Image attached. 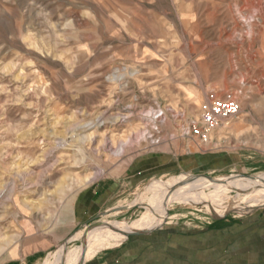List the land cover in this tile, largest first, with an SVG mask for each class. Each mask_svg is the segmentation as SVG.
I'll return each mask as SVG.
<instances>
[{
  "label": "rangeland",
  "instance_id": "1",
  "mask_svg": "<svg viewBox=\"0 0 264 264\" xmlns=\"http://www.w3.org/2000/svg\"><path fill=\"white\" fill-rule=\"evenodd\" d=\"M228 98L240 113L211 141L184 135L205 104ZM98 117L105 124L99 132L115 139L103 157L87 138L77 140ZM136 126L147 130L136 135ZM156 156L175 166L129 185L133 168ZM97 169L91 182L73 179ZM178 175L195 180L173 181L161 193L192 187L204 195L225 179L264 189V0H0V263L44 249L45 264L58 247L50 248L49 233L60 212L94 181L124 186L113 215L80 229L96 239L141 218L148 202L132 201ZM219 196L213 206L159 204L137 232L161 226L155 237H174V227L198 231L224 210L225 219L237 220L264 205L240 191ZM86 240L53 253L54 264H67ZM173 240H143L138 250L184 251Z\"/></svg>",
  "mask_w": 264,
  "mask_h": 264
},
{
  "label": "crops",
  "instance_id": "2",
  "mask_svg": "<svg viewBox=\"0 0 264 264\" xmlns=\"http://www.w3.org/2000/svg\"><path fill=\"white\" fill-rule=\"evenodd\" d=\"M169 165L175 166V163L158 156L146 159L133 168V176L128 179L129 185H132L133 178L141 180L146 174L156 173L157 169ZM123 189L124 186L119 182L102 179L94 181L79 193L71 202V208L60 212L53 232L49 233L50 248L68 240L69 243L73 242V235L80 231L81 226L94 219L95 215L107 212L99 221L113 215ZM162 230L163 227H160L143 236L128 237L123 243L105 249L83 260L81 264H264V206L253 209L237 220H215L211 226L189 233L174 227V237H155ZM170 239H176L171 241L173 245L183 244L184 251L148 256L139 253L138 248L143 240L159 245L167 240L170 242ZM192 243L199 244V247L192 246ZM46 252L44 249H36L26 255L2 260L0 264H38ZM11 255L14 256L15 252Z\"/></svg>",
  "mask_w": 264,
  "mask_h": 264
},
{
  "label": "bare ground",
  "instance_id": "3",
  "mask_svg": "<svg viewBox=\"0 0 264 264\" xmlns=\"http://www.w3.org/2000/svg\"><path fill=\"white\" fill-rule=\"evenodd\" d=\"M155 114H156V112L149 111L150 117L155 116ZM129 117H130L129 114H124V115L120 116L119 119H121L124 122V120H127ZM116 118L117 117L113 118L112 121L116 120ZM104 126H105L104 121L102 120V118L98 117V118L92 120V122L87 123L86 125H84L82 127L85 131L91 130L92 131L91 133H88V134L83 133V134H86L85 136H81L80 134L77 135V140L84 141V139L87 138L89 140L90 150L92 152L94 151L96 153V155H99L102 157L104 156L103 154L107 148L115 145V139L113 138L114 136H112L110 132H107V131L102 132V133L99 132L101 130V128H104ZM136 127H138V126H136ZM146 130L147 129L145 126H139L136 130V135L140 136V135H142V133H145ZM127 144H128V142L126 140L122 141L120 143L119 148L115 149V151H114L115 155L120 156L122 150L125 148V146ZM99 173H101V171H99L97 169L94 174H87L81 178L79 173L74 174V172H73V179L76 181L80 180L83 183H88V182H91L92 179H94V175H97ZM177 180L194 181L195 179L189 175L188 176L187 175H178V176H175L172 179L168 180L167 182H165L163 184V186L160 188V190L157 192L152 191V190L151 191L147 190V191L143 192L142 195L138 196V198L133 200L132 202L147 201L148 202L147 206H146L147 211L142 214L141 218L134 221L131 225L127 226V228H125L123 231H121L117 234H113L111 237H109V236L108 237H98L96 239L91 237L90 235L84 234V232H82V230L76 232L73 235V237L71 238L72 241L80 240L81 238L86 237L88 242L83 244V246H81V248L76 249L75 252L70 251V253H69L70 255L69 254L66 255L67 264H81L82 259L84 257H86L87 255L92 256L94 254L93 252L96 251L97 249L111 248L113 245H117L118 243L127 239V234H129V233L147 232L146 230H143L140 232H137V231L141 230L143 228V226H145L146 224H148L150 222V220L152 218L151 217L152 211L156 207H158L159 204H162L164 202H165L164 206L173 204L174 202L186 203V204H189V203H191V204L206 203L209 206H213L215 204H220L218 197H220L219 195L221 193L228 192L229 190H232L235 192L240 191L247 196H251V197L253 196V198H255V201L257 202V204L264 203V189L249 190L247 188H244V186H243L244 182H242L240 179L239 180L242 183L234 182L231 179H225L222 182V184L220 185V187L216 188L213 192L207 193L204 195H197L195 193L197 189L195 190L192 187H189L187 189L178 188L174 192V194L170 195V196L165 195L164 193H161L166 187L169 186V184H172L173 181H177ZM24 206H26V204ZM136 206H138V205H136ZM117 210L118 209L116 208L115 211H117ZM227 212H228L227 210H224L222 214L225 215V213H227ZM82 227L84 228L85 225H83ZM68 248H69L68 246H63V245L58 246L57 249L52 251V253L49 255L45 264H54V262L52 261L54 254H57L60 251H65V249H68ZM57 259H58V257H57Z\"/></svg>",
  "mask_w": 264,
  "mask_h": 264
},
{
  "label": "built area",
  "instance_id": "4",
  "mask_svg": "<svg viewBox=\"0 0 264 264\" xmlns=\"http://www.w3.org/2000/svg\"><path fill=\"white\" fill-rule=\"evenodd\" d=\"M239 113V105L231 98L207 103L199 117L184 130V135L198 137L201 144L207 143L221 125L230 123Z\"/></svg>",
  "mask_w": 264,
  "mask_h": 264
},
{
  "label": "water",
  "instance_id": "5",
  "mask_svg": "<svg viewBox=\"0 0 264 264\" xmlns=\"http://www.w3.org/2000/svg\"><path fill=\"white\" fill-rule=\"evenodd\" d=\"M193 176H194V177H207V179H209L210 181H213V178H211V177H209V176H207V175H205V174H204V175H194V174H193ZM245 177L250 178L251 176H245ZM106 214H107V212H101V213L95 215L94 219H92L90 222H88V223L85 224V228H86V227H90V226L96 224V222H98V221L101 219V217L105 216ZM227 216H228V215H224V216H221V217L214 216V220L225 219ZM160 227H161V226H160ZM160 227H158V228H160ZM81 228H83V227L81 226ZM81 228H80V229H81ZM151 231H152V230H151ZM151 231H147V232H143V233H129V234H127V238H128V237L143 236V235H146V234L150 233ZM68 244H69V240H68V241H65V243L62 244V245H63V246H68Z\"/></svg>",
  "mask_w": 264,
  "mask_h": 264
}]
</instances>
